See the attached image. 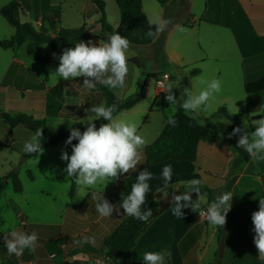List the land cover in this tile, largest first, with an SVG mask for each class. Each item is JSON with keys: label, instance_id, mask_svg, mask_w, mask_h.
<instances>
[{"label": "crops", "instance_id": "obj_1", "mask_svg": "<svg viewBox=\"0 0 264 264\" xmlns=\"http://www.w3.org/2000/svg\"><path fill=\"white\" fill-rule=\"evenodd\" d=\"M10 1L0 0V9ZM17 1L19 9L16 11V15L20 20L21 18L28 19L29 5L34 6L35 3L38 14L35 27H40L44 31L48 30L53 36L55 35L54 32L59 26L54 27L51 21H43L42 14L45 13L57 20L59 11H61V0ZM84 4L83 0L82 7H80L82 11ZM141 5L142 11L149 20L143 9L142 0ZM164 6L160 5L158 9L162 18ZM82 11L80 12L81 24L84 18ZM152 15L155 16L154 13ZM185 18L188 26L182 24ZM183 20L158 33L156 39L150 44L128 48V62L132 65L135 64L139 70L136 86L143 73L155 72L158 74L159 71L164 70L172 77L163 91L159 92L154 87L152 105L141 104V101L147 97L150 86L148 84L140 101L115 115L118 118L137 122L138 131L148 143L157 138L166 123L170 110L169 104H165L168 107V113H164V98H162V94H166L168 86H174L175 83L174 76L166 68L168 65H173V68L178 71L176 79L180 82L184 81L183 89L187 87L194 93L200 90L199 80L202 76L208 79L212 77L220 79L223 91L212 102L213 107L224 105L228 112H234L237 108V112H249L252 115L264 107V90L247 95L243 88L245 81L256 79L264 74V0H190L188 12ZM117 22L119 23V20ZM180 27L184 31L175 36V29ZM13 32L14 28L0 14V40L10 36ZM190 35L193 36L190 37ZM90 40L93 43L100 41L98 39ZM157 41L158 45L160 41L162 42L165 58L160 63L154 58L152 51H147V48H152ZM27 43L28 40H25L16 48H0V70H2V75H0V110L10 114L24 112L43 120L45 125L48 121L53 120L56 128L54 130L48 128V130L55 132L58 126L63 125L61 120L78 123L77 118L83 116V112H90L92 106L105 103L101 91L86 90L83 87V77L72 80L60 78L55 87H49L52 66H55L54 62L58 66L60 53L63 49L70 47H56L53 51L49 48L48 51L42 53L45 47L42 44L38 53L40 55L49 54L47 62L42 64L34 54H31L36 61L31 63L26 60V56L22 52V50L26 51ZM53 53L56 55L54 56ZM136 57L139 60H136ZM142 58L150 61L149 69H145L143 66L140 60ZM132 59L135 60L134 64ZM143 67L144 69H142ZM194 68L197 69V72L192 75L190 71ZM124 88L111 89V91L123 98L128 95H123V93L120 95L116 92L122 91ZM172 91L175 96V88ZM71 109L75 110L73 114L69 113ZM213 112L201 113L198 117H208ZM211 119L214 122L230 123L235 127L240 121L245 120L248 127L252 126L247 118L229 121L222 115H214ZM32 133L24 125L10 126L0 118V175L5 174L16 164L13 156L21 155L23 143ZM236 136L237 134L232 137L235 143ZM62 150L71 154L68 147L62 144L46 146L41 153H34L30 158L25 159L17 170L30 159H35L34 165L48 171L49 164L43 162L44 159L41 158H44L43 155L51 153L61 155ZM48 156L50 157V155ZM139 156L136 169L119 174L118 177L108 181L104 188L103 185L99 186L101 190L103 189L102 195L110 203L115 204L111 201L110 196L121 178L129 173H133L136 178L138 171L147 168L153 174L152 180L149 181L150 192L148 194L158 202L169 201V204L138 236L134 247L124 257L153 243L163 242L169 246L166 252V256L170 257L169 264H216L218 229H221L223 251L220 264H253L251 242H253L254 232L252 231L251 214L258 210L259 198L264 197L260 179V174H264V170L250 168V163L255 157L249 156L248 161L239 162L235 172L224 179L230 162L237 156V151L231 144L218 137L210 141H199L196 157L191 162L167 160L161 164L144 166L141 150ZM257 161L260 165V160ZM168 164L173 169L172 183L163 186L161 172L163 166ZM192 179H198L202 185L208 186L214 197L223 191L233 193L231 209L226 215V223L221 228H214L208 224L203 215L205 211L203 205H201L200 214L199 210L193 211L189 207L182 208L183 215L180 218L172 215L171 208L175 203L173 196L179 194L181 185ZM77 187L76 185L73 194L70 195L71 198L76 195ZM47 188V186L45 188L37 187V189L34 188V192L43 193L47 191ZM3 190L0 194V225L7 221H13L12 230L26 233L37 232L38 247L35 252L30 253L25 250L21 256H10L3 246L2 237L6 234V230L5 233H0V264H109L105 259L107 248L103 244V239L119 225L124 219L125 213L120 209L119 212L114 210L110 217L100 216L95 210L96 202L92 195L94 190L89 189V193H86L81 201L66 204V212L87 208L88 217L83 224L74 219L61 218L62 223L54 221L47 225L31 220L29 214L17 204L16 199L10 195L7 196ZM24 191L22 188L20 194L23 195ZM197 198V194H191L193 201ZM115 206L117 209L119 208L116 204ZM85 235L95 237V246L87 243L79 246L73 243ZM258 255L260 256L259 252Z\"/></svg>", "mask_w": 264, "mask_h": 264}, {"label": "clouds", "instance_id": "obj_2", "mask_svg": "<svg viewBox=\"0 0 264 264\" xmlns=\"http://www.w3.org/2000/svg\"><path fill=\"white\" fill-rule=\"evenodd\" d=\"M149 30L146 33L149 37L164 31L170 21L167 18L154 17L148 20ZM154 26V27H153ZM179 31H184L182 27ZM130 42L127 37L114 30L107 34L102 42L93 43L92 40H80L74 42V47L65 48L60 53L58 66L52 73V80L49 87L58 84V78L72 80L83 77V87L86 90H95L97 85L106 86L109 89H122L125 87L126 78L129 74V58L127 50ZM55 56L56 54L53 53ZM2 75V70H0ZM200 90L194 93L187 87L183 89L179 97L174 96L173 88L179 87L178 83L169 85L165 100L169 102L170 110L167 116V123L175 125V112L177 106L186 114L197 118L201 113L218 110L219 105L213 107L212 102L216 96L223 91L222 81L216 77L210 79L201 77L199 80ZM93 115L80 122L86 127L81 131L76 127H69V135L65 140L66 145L71 146V154L61 151L60 159L66 161L63 171L68 178L73 179L78 186L76 195L84 197L89 189L94 190L92 195L95 200V210L102 217L112 216L114 210L119 212L123 208L128 216L148 221L153 216L151 208L146 206V194L150 192L149 181L153 174L147 168L137 172L135 181L131 184L130 191L125 195L121 194L120 206L117 209L103 195L104 186L108 181L118 177L119 174L128 173L130 169H136L140 159V150L146 146L148 141L138 131L139 125L132 120L118 118V105L116 103H100L91 107ZM237 112V108L233 113ZM253 114H264V110ZM103 120L98 127L95 121ZM63 120H61L62 122ZM77 121V120H76ZM60 122V123H61ZM75 121H70V124ZM59 123V124H60ZM255 128L251 132L244 131L241 127H234L230 136L239 134L236 143L250 156L257 160H264V115L252 120ZM245 124L247 127L248 124ZM42 130L37 128L23 143V152L26 154L41 153ZM73 140L76 143H72ZM173 169L170 164L164 165L161 172L162 184L167 186L172 183ZM201 181L192 179L185 183V190L175 194L174 207L171 208L172 215L180 218L182 208H191L193 211L200 210L201 205L205 209L203 215L208 224L214 228H221L226 223V215L231 209L233 193L231 191L220 192L209 203L201 194ZM71 188V184L68 186ZM197 193L196 200L191 199V194ZM254 232L253 242L264 260V197L259 198L258 210L251 214ZM58 223L62 220L57 218ZM13 221H7L0 225V233L3 235V246L7 253L21 256L25 250L35 252L38 247V234L17 232L12 230ZM74 244L83 246L91 244L95 246V237L83 236L80 240L73 241ZM144 264H169L170 257L162 251H147L142 254Z\"/></svg>", "mask_w": 264, "mask_h": 264}, {"label": "trees", "instance_id": "obj_3", "mask_svg": "<svg viewBox=\"0 0 264 264\" xmlns=\"http://www.w3.org/2000/svg\"><path fill=\"white\" fill-rule=\"evenodd\" d=\"M97 6L99 16L96 21L97 28L94 25H88L82 23L76 27H59L53 36L50 32L40 30L35 27L29 21H21L16 15V11L19 9V3L17 0H11L0 9V14L7 20V22L14 28L13 34L0 40V48H16L19 47L25 40H28L26 45L27 53L34 54L35 58L42 64L46 63L49 54L40 55L39 48L42 44H48L50 50L53 51L56 47H74V42L80 40L88 41L90 39H98L101 42L106 39L107 34L116 30L121 35L127 37L130 42V46L136 47L140 45L150 44L156 39V36L149 37L146 33L149 30L148 19L145 13L142 11L141 0H114L119 10V23L116 27H113L106 19L105 2L103 0H92ZM161 6H164L169 0H157ZM43 21H52L55 23V19L47 14H42ZM184 26H188L184 21ZM154 27V26H153ZM162 50V42H159L158 47ZM163 51V50H162ZM135 63V60H131ZM197 72V69H191L190 73L193 75ZM157 74L146 73L138 92L128 95L126 97H118L111 89L106 86L97 85V90L101 91L105 98V103L118 105L117 113L129 109L134 106L144 96L145 89L148 86L151 79H156ZM244 91L247 95L255 94L264 90V74L256 79L245 81L243 84ZM162 98L166 94H162ZM164 104H169L165 99ZM264 110V107L263 109ZM115 113L114 115H116ZM214 115H222L229 121L237 119L249 118V112H228L224 105H220L218 110H215L209 117H197L193 118L192 115L186 114L183 109L177 108L175 112L176 124L170 125L166 123L162 128L157 138L151 143L146 144L141 149L143 154V165H155L161 164L167 160H179L191 162L196 157V149L199 141H210L215 137L220 140L231 144L237 151V156L232 159L227 174L224 179L231 176L236 169V166L241 161H248L249 154L242 148L237 146L233 141V135L229 134L235 127L233 124L224 122H214L211 118ZM264 115V114H262ZM0 118L2 121L10 126L24 125L33 133L37 128L42 130V148L49 145L62 144L68 147L71 152V146L66 145L64 142L69 135V130L64 129L62 126H58L55 132H51L46 127L45 123L41 119L34 118L32 115L18 112L10 114L0 110ZM97 127L101 123H105L103 120L94 122ZM86 127L79 128L81 131ZM72 143H76L73 140ZM35 153V152H34ZM34 153L26 154L21 153L19 161L14 164L5 174L0 175V194L5 188L8 182L11 183L14 192H21L22 185L18 179L17 169L19 165L25 160L30 158ZM29 174V173H28ZM133 173H129L121 178L114 192L111 194L110 199L118 207L120 206L121 194H127L131 189V184L135 181ZM262 183V189L264 194V174H260ZM69 180L71 188L68 187L69 195H72L76 187L74 178ZM201 186V194L204 193L208 202H211L215 197L212 194V190L206 185ZM185 190V184L179 187V192ZM192 194H197L193 192ZM146 206L152 209L153 216L148 221H140L128 216L125 213L124 219L117 225L110 233H108L103 243L107 248L105 252V259L109 264H144L142 261V254L147 251H162L166 254L169 249L168 244L163 242H156L149 246L143 247L136 251L131 252L127 257H124L128 252L132 250L135 245L138 236L146 229V227L152 222V220L163 211L169 204V201L158 202L148 193L146 194ZM123 212V208H120ZM218 247L216 251V264H220L222 251H223V239L222 230H218ZM252 250V262L253 264H264V260L258 255L254 242H251Z\"/></svg>", "mask_w": 264, "mask_h": 264}, {"label": "rangeland", "instance_id": "obj_4", "mask_svg": "<svg viewBox=\"0 0 264 264\" xmlns=\"http://www.w3.org/2000/svg\"><path fill=\"white\" fill-rule=\"evenodd\" d=\"M105 2V13H106V19L107 21L112 25H117V20H119V10L114 0H103ZM61 11H59V14L57 16V20H55V23H52L54 27H76L81 25L82 16L80 7H82L83 0H61ZM84 10L83 12V22L88 25H94L97 28L96 21L99 16V12L97 9V6L95 3L91 0H84ZM30 3V2H29ZM34 3V2H33ZM143 3V9L148 15L149 19L156 17L158 14V17H161V12L159 13L158 9L160 7V4L157 0H142ZM32 5H29V11L30 14L27 16L28 19L24 20V18H21V21H29L34 26L37 23L38 20V14L37 9L35 8V3ZM173 7V5H172ZM152 13L155 14L152 15ZM186 17V16H185ZM186 24H188L187 19L185 18L183 20ZM52 22V21H51ZM47 25V24H46ZM40 30V27H37ZM48 31V30H47ZM50 32V31H48ZM56 32V31H55ZM54 32V34H55ZM175 36L180 35L181 31L175 29ZM193 35H190V37ZM161 40V39H158ZM44 48L42 50V53L45 51H48L50 46L47 44H44ZM158 47V41L156 44L150 48H147V51H152L154 58L157 59V61L160 63V61L164 60V53L163 51ZM24 56H26V60L30 61L31 63L35 61V58L31 54H27L25 50H22ZM129 54V50H127V56ZM136 60H139V58L136 57ZM142 61L143 66L145 69H149L151 67V63L148 59L145 60V58L140 59ZM36 62V61H35ZM163 62V61H162ZM55 66H52V72L50 75V79L52 80V73L54 72L55 68L57 67L56 62ZM134 64V63H133ZM144 67L142 69H144ZM169 69L174 76L175 83L174 86L178 83L179 87L175 88V96L179 97L182 94L183 87H184V81L180 82L178 79H176V76L178 74V71H176L173 68V65H168L166 67ZM169 71V72H170ZM167 72V71H165ZM139 73V70L137 67H135V64H129V74L128 78L126 79L125 88L121 91H117V94L123 95H129L134 94L138 92L139 87L142 83V80L146 73H143L141 76V80L137 82L136 86V78ZM164 73V70H161L157 74V79L161 78V75ZM168 73V72H167ZM169 74V73H168ZM171 74H169V77L166 82H164V87H166L167 82L171 80ZM60 79V78H58ZM150 86L148 88V94L147 97L144 98L141 102V104L146 103L147 105L153 104V90L155 87L154 79H151L149 82ZM71 88V87H70ZM74 88V87H72ZM165 97V96H164ZM163 97V98H164ZM165 99V98H164ZM73 102V101H72ZM168 107L163 103V110L164 113H168ZM74 113L75 110L71 109L69 113ZM83 116L81 115L79 118H77L79 121L78 123H67L70 122L69 120H63V128L69 130V127H83L85 124H82L80 121L83 119H87L92 116V112H83ZM254 115V114H253ZM252 114H249V118L247 120L251 121ZM209 117V116H208ZM244 122L247 124V121H240V123L237 124V127H241L244 129V131L251 132L254 130L255 125L252 124L251 127H245ZM55 122L48 121L46 126L47 128L54 130L56 128ZM79 125V126H76ZM66 127V128H65ZM239 138V134H237L236 139ZM50 155V157L48 156ZM44 159L43 162L46 164H49V170L46 171L45 168L41 169V167L34 165L33 161L35 159H30L25 165L20 166L19 170H17L18 179L21 182L22 188L24 191L23 195L19 193H16L13 191L11 183L8 182L5 186V190H3L5 193H7V196H12L16 199L17 204L21 207L22 210H24L26 213L29 214V217L31 220L37 223L42 224H49L51 222L57 221V218H65V219H74L79 221L80 223H84L87 219V208L82 209H76V210H68L66 212V204L71 203L73 201H81L84 197H78L75 195L73 198L70 197L68 193V177L66 175V172L63 171L66 165V161H63L60 159L59 153H51L47 155H43ZM250 156V155H249ZM14 162L17 163L20 158L19 154L14 155ZM48 159V160H47ZM259 161L257 159L253 158V161L250 163V168L257 169L260 168V171L264 170V160H260V165L258 164ZM29 173V174H28ZM29 175V176H28ZM34 179H33V178ZM48 187L47 191L43 193H36L34 192V188L37 189V187ZM93 199V198H92ZM8 212V210H7ZM219 230V229H218ZM104 244V243H103ZM105 262V261H104Z\"/></svg>", "mask_w": 264, "mask_h": 264}, {"label": "water", "instance_id": "obj_5", "mask_svg": "<svg viewBox=\"0 0 264 264\" xmlns=\"http://www.w3.org/2000/svg\"><path fill=\"white\" fill-rule=\"evenodd\" d=\"M189 6L190 0H169L165 4L163 11V18H167L170 21L166 29L172 27L175 23L182 21L188 12ZM260 115L262 114H254L251 117L252 119H258L260 118Z\"/></svg>", "mask_w": 264, "mask_h": 264}, {"label": "built area", "instance_id": "obj_6", "mask_svg": "<svg viewBox=\"0 0 264 264\" xmlns=\"http://www.w3.org/2000/svg\"><path fill=\"white\" fill-rule=\"evenodd\" d=\"M169 77V74L167 72H164L162 75H161V78L159 79H155L154 80V84H155V87L156 89H158L159 92L163 91V88H164V82L167 81Z\"/></svg>", "mask_w": 264, "mask_h": 264}]
</instances>
